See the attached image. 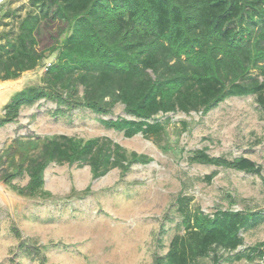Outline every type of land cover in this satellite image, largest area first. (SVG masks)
<instances>
[{
  "label": "trees",
  "instance_id": "obj_1",
  "mask_svg": "<svg viewBox=\"0 0 264 264\" xmlns=\"http://www.w3.org/2000/svg\"><path fill=\"white\" fill-rule=\"evenodd\" d=\"M3 15L11 20L0 21L6 27L0 31V81L15 80L54 58L40 83L10 97L0 127L42 100L55 103L57 112L80 108L101 116L122 104L130 117L101 118V123L126 137L141 133L163 146L169 126L159 115L207 113L228 97L248 95L264 112V0H28L24 14L9 10ZM44 30L54 35L41 48ZM188 159L261 174V167L244 156L195 149ZM151 160L109 137L37 135L6 148L0 180L21 196L47 199L52 193L45 188V172L52 163L89 165L93 178H99L114 168L125 174L134 164ZM215 173L205 179L211 181ZM25 177V184L15 182ZM191 200L183 192L177 196L182 232L171 238L165 254L155 256L154 264L264 259V242L239 249L242 231L262 224L264 211L208 214L192 208ZM11 232L20 257L47 264L46 246L24 239L14 225Z\"/></svg>",
  "mask_w": 264,
  "mask_h": 264
},
{
  "label": "rangeland",
  "instance_id": "obj_2",
  "mask_svg": "<svg viewBox=\"0 0 264 264\" xmlns=\"http://www.w3.org/2000/svg\"><path fill=\"white\" fill-rule=\"evenodd\" d=\"M27 8L28 0H0V21L10 22L3 15L9 10L24 14ZM4 28L0 25V31ZM53 35L43 31L41 48L51 44ZM53 58L15 80L0 81V116L15 92L40 83ZM56 110L55 103L42 100L22 108L16 121L0 127V164L14 140L54 134L109 137L152 160L134 164L125 174L114 168L99 178H93L89 165L52 163L45 172V188L52 193L47 199L21 196L0 180V264H39L18 255L13 225L24 239L47 247V264H154L155 256L165 254L171 238L182 232L176 210L180 192L192 198V208L208 214L218 209L264 211V112L254 95L228 97L207 113L159 115L169 126L163 146L141 133L126 137L101 123V118L130 117L122 104L107 116L80 108ZM195 149L250 158L261 174L192 163L188 156ZM15 182L25 184L27 177ZM241 235L240 250L264 242V222ZM202 264L214 262L207 258ZM220 264H264V259Z\"/></svg>",
  "mask_w": 264,
  "mask_h": 264
}]
</instances>
